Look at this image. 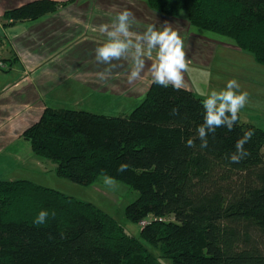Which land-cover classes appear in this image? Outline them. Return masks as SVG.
<instances>
[{"label": "trees", "instance_id": "16d2710c", "mask_svg": "<svg viewBox=\"0 0 264 264\" xmlns=\"http://www.w3.org/2000/svg\"><path fill=\"white\" fill-rule=\"evenodd\" d=\"M147 3L167 16L185 13L192 27L228 38L264 66V0ZM58 7L55 0H33L3 17L33 21ZM202 101L185 88L152 82L129 114L46 107L22 136L35 156L56 164L60 178L89 186L103 172L137 192L125 216L172 264H264V130L242 123L238 114L232 131L217 128L207 148L201 150L199 140L188 148L185 141L203 123ZM249 129L247 157L230 163L226 157ZM122 163L129 168L120 173ZM41 210L55 216L38 226L33 220ZM0 264L160 263L93 204L15 180L0 181Z\"/></svg>", "mask_w": 264, "mask_h": 264}, {"label": "rangeland", "instance_id": "374dc122", "mask_svg": "<svg viewBox=\"0 0 264 264\" xmlns=\"http://www.w3.org/2000/svg\"><path fill=\"white\" fill-rule=\"evenodd\" d=\"M30 1L0 0V17L3 16L5 10L2 8L9 10ZM61 1L59 6H64L65 10L61 13L63 16L59 17H62V20L65 18L67 21H71V25H73L64 30V33L72 34V36L76 34L74 42L81 43L79 47L87 50L90 57L95 55V48L101 46L106 40L105 34L99 31V26L111 23L114 17L88 18L83 13L85 10H112L118 13L128 9L134 13L137 21L132 29L134 32H143L148 24H156L159 29L166 21L179 32L184 41V50L189 64L188 70L184 73L185 86L183 88L204 100L212 90L219 91L226 87L229 80H237L240 90L249 93L248 104L238 113L241 122L264 130V66L258 64L251 53L239 49L228 38L192 27L187 21L185 13L174 17L154 12L149 8L147 0ZM0 27H2L1 24ZM189 27L191 30L188 29ZM78 37L81 41L77 40ZM154 57L155 53L153 57L146 58V67L141 73V78L129 84L135 89V92L126 93L127 100L121 98L117 100L118 103L110 104L109 99L106 98L105 104L101 105V108L95 109L96 113L92 114L121 116L129 114L140 105L152 82L148 68L154 61ZM127 61L130 60L113 61L112 63H116L115 67H117V62L125 63ZM3 67L6 66H3L0 61V68ZM6 74L0 71V181L28 180L80 201L91 203L111 216L128 235L137 238L157 258L159 263L163 261L164 264H172L170 260L160 256L158 249L142 240L139 224L130 222L125 216V208L137 198V192L119 181L115 188H108L104 185L102 178L89 186L72 183L56 175V164L53 161L35 156L31 152L29 141L24 139L22 133L38 120L43 109V98L38 100L37 96L31 93V108L29 112L25 111L20 103L12 98L18 96L17 92L22 89L23 85L13 93L2 92L6 86L13 82V79L5 76ZM36 76L39 74L34 77ZM149 79L151 82L146 85L144 80L149 81ZM82 95L83 93L80 92L71 93V95L63 93L61 100L70 103L78 102L82 99ZM47 100L51 102L49 99ZM122 101H126V103ZM85 104L91 103L87 101ZM64 105L66 107H63ZM64 105L61 108L69 109L67 104ZM79 108L82 111L89 110L82 106Z\"/></svg>", "mask_w": 264, "mask_h": 264}, {"label": "crops", "instance_id": "0c3cea01", "mask_svg": "<svg viewBox=\"0 0 264 264\" xmlns=\"http://www.w3.org/2000/svg\"><path fill=\"white\" fill-rule=\"evenodd\" d=\"M55 1L60 3V0ZM63 8L65 7L60 5L54 12L33 21L8 23L3 16L0 17L2 26L0 27V61L6 66L5 76L13 79V82L2 92L13 93L23 85L17 92L18 98H12L18 101L27 112L31 108V93L35 94L38 100L43 98L41 113L46 107L60 109L64 104L72 110H82L79 108L82 106L89 109L83 111L96 113L95 109L101 108L106 98L109 99L110 104L118 103L117 100L121 98L127 100L126 93L135 92V89L127 82L131 61L117 62V67L112 68L109 78L106 81H100L97 73L109 66L98 63L95 55L90 57L87 50L81 49L79 47L81 43L74 42L76 34L72 36V34L64 33V30L73 25L71 21L65 18L62 20V17H59L63 16L61 14L65 10ZM2 9H5L4 12L7 10V8ZM83 13L88 18L102 17L104 19L106 16L114 17L117 14L112 10L100 9L85 10ZM77 40L81 41L79 37ZM36 74L39 76L34 77ZM150 80H144L146 85L151 82ZM79 92L83 95L78 102L70 103L61 100L63 93L71 95V93ZM87 101L91 104H85ZM122 102L126 103V101Z\"/></svg>", "mask_w": 264, "mask_h": 264}, {"label": "clouds", "instance_id": "9594fccd", "mask_svg": "<svg viewBox=\"0 0 264 264\" xmlns=\"http://www.w3.org/2000/svg\"><path fill=\"white\" fill-rule=\"evenodd\" d=\"M137 23L134 13L128 9L118 12L111 23L99 26V31L106 36L105 42L95 48V58L98 63L108 65L102 72L97 73L100 81H106L111 75L115 65L113 61L130 60L131 68L127 75V82L132 84L141 78V73L146 67V58L153 57L148 71L151 74L152 82L167 88L171 86L173 90H180L185 86L184 73L188 70L189 61L186 59L184 41L178 31L166 21L158 29L156 24H148L143 32H134L133 26ZM249 102V93L240 90L237 80L231 79L226 87L219 91L212 90L202 101L204 109L203 123L195 132V136L185 141L188 148H196V140H199L201 150L208 146V136L215 134L217 128L224 127L232 131L238 120V113L241 108ZM172 114H178L177 109L172 110ZM254 132L249 129L244 132L235 143V151L226 158L230 163L238 164L248 155L244 145L252 138ZM128 164L122 163L118 172H126ZM137 173L143 169H136ZM103 183L108 188H115L117 181L103 172L101 173ZM54 217L47 210L38 212L33 220L35 225H45L49 216ZM160 264H164L163 261Z\"/></svg>", "mask_w": 264, "mask_h": 264}, {"label": "built area", "instance_id": "2783aa9c", "mask_svg": "<svg viewBox=\"0 0 264 264\" xmlns=\"http://www.w3.org/2000/svg\"><path fill=\"white\" fill-rule=\"evenodd\" d=\"M143 224V223H142Z\"/></svg>", "mask_w": 264, "mask_h": 264}]
</instances>
